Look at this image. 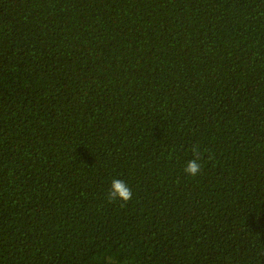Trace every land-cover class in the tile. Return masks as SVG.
Returning <instances> with one entry per match:
<instances>
[{"label": "trees", "instance_id": "trees-1", "mask_svg": "<svg viewBox=\"0 0 264 264\" xmlns=\"http://www.w3.org/2000/svg\"><path fill=\"white\" fill-rule=\"evenodd\" d=\"M0 264H264V0H0Z\"/></svg>", "mask_w": 264, "mask_h": 264}, {"label": "clouds", "instance_id": "clouds-1", "mask_svg": "<svg viewBox=\"0 0 264 264\" xmlns=\"http://www.w3.org/2000/svg\"><path fill=\"white\" fill-rule=\"evenodd\" d=\"M193 155L199 153V145L192 146ZM201 171V164L196 160H189L184 172L191 177H195ZM132 193L130 188L121 180L114 179L111 184V191L109 192V200L119 198L125 202L131 199Z\"/></svg>", "mask_w": 264, "mask_h": 264}]
</instances>
